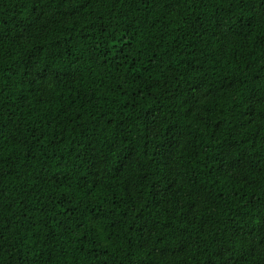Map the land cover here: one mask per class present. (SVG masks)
<instances>
[{
    "label": "trees",
    "instance_id": "trees-1",
    "mask_svg": "<svg viewBox=\"0 0 264 264\" xmlns=\"http://www.w3.org/2000/svg\"><path fill=\"white\" fill-rule=\"evenodd\" d=\"M254 10L0 0V264H264ZM160 141L174 148L171 191L145 163Z\"/></svg>",
    "mask_w": 264,
    "mask_h": 264
},
{
    "label": "snow or ice",
    "instance_id": "snow-or-ice-1",
    "mask_svg": "<svg viewBox=\"0 0 264 264\" xmlns=\"http://www.w3.org/2000/svg\"><path fill=\"white\" fill-rule=\"evenodd\" d=\"M245 2H247V0H245ZM256 3L259 5V10L253 11L252 18L249 20V23L247 25H244L245 27H250L251 25H257V26L264 28V0H256ZM34 55L38 56L39 52L34 53ZM37 87L39 88L40 85L37 84ZM157 121H158V117L149 113L148 116L144 120V132H142L141 135L143 137H146L148 140L157 138L160 133V129L156 127ZM160 144H161V147L159 148H156L155 145L152 146L153 150L157 154V158H158L157 165L153 167V164L147 163V162L145 163L149 171L157 175L161 181H167V183L164 184V187L167 188L169 191H171L175 185L168 178L169 176L174 174V167H173V160H172V154L174 152V148L170 146L169 144H164L163 141H160ZM144 154L148 156L149 161H154L153 156L149 155L147 152H145ZM132 163H133L132 157H129V159L127 160L121 159L120 167L121 169L131 168ZM135 163L139 164L140 160H135ZM141 175L143 179L145 180L148 179L147 173L141 172ZM153 184L155 185V182H153ZM155 193L156 195L161 194V189L158 185L155 186ZM257 224L261 228V230L264 231V220H258ZM234 235L237 237V239L239 238L238 233H235ZM261 247L264 248V244H262ZM221 256L225 261H228L230 264L228 254L222 253Z\"/></svg>",
    "mask_w": 264,
    "mask_h": 264
}]
</instances>
